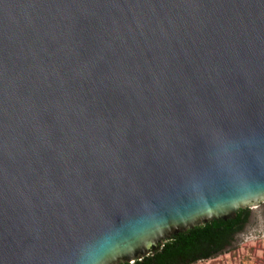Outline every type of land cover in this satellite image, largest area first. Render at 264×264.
Returning <instances> with one entry per match:
<instances>
[{"label":"water","instance_id":"95a60500","mask_svg":"<svg viewBox=\"0 0 264 264\" xmlns=\"http://www.w3.org/2000/svg\"><path fill=\"white\" fill-rule=\"evenodd\" d=\"M264 202V0H0V264L132 263Z\"/></svg>","mask_w":264,"mask_h":264},{"label":"trees","instance_id":"16d2710c","mask_svg":"<svg viewBox=\"0 0 264 264\" xmlns=\"http://www.w3.org/2000/svg\"><path fill=\"white\" fill-rule=\"evenodd\" d=\"M242 211L237 210L235 218L207 222L170 237L140 260L118 264H192L200 258L212 257L219 253L217 251L239 228L238 224L243 219ZM211 248H215L213 251L216 252L210 251ZM200 251L203 254H199Z\"/></svg>","mask_w":264,"mask_h":264},{"label":"rangeland","instance_id":"374dc122","mask_svg":"<svg viewBox=\"0 0 264 264\" xmlns=\"http://www.w3.org/2000/svg\"><path fill=\"white\" fill-rule=\"evenodd\" d=\"M262 202L252 204L254 213L248 227L236 236L234 244L210 260L194 264H264V219Z\"/></svg>","mask_w":264,"mask_h":264},{"label":"flooded vegetation","instance_id":"af4514ba","mask_svg":"<svg viewBox=\"0 0 264 264\" xmlns=\"http://www.w3.org/2000/svg\"><path fill=\"white\" fill-rule=\"evenodd\" d=\"M263 204H262V207H261V214H262V217H263V219H264V202H262ZM243 209V211H242V215H243V219H242V221L238 224V229L237 230H235L232 234H231V236L226 240V242L223 244V247H222V249L221 250H219V251H217V252H219V253H215L216 255H218V254H220L223 250H225V249H227V248H229L232 244H234V241H235V239H236V236L238 235V234H240L241 232H243L247 227H248V224L250 223V221H251V218H252V216H253V213H254V211H253V209H252V207H245V208H242ZM246 209L248 210V211H246ZM217 247H219V246H217ZM215 248H211L210 249V251H213ZM204 252V251H203ZM206 252V251H205ZM213 252H216V251H213ZM199 254H203L201 251L199 252ZM216 255H213L212 257H209V258H207V259H204V258H200V259H198L197 261H195L194 263H196V262H200V261H204V260H210V259H212V258H214ZM194 263H192V264H194Z\"/></svg>","mask_w":264,"mask_h":264}]
</instances>
